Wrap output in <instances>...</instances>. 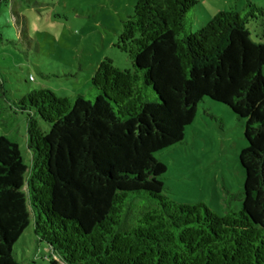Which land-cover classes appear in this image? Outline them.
<instances>
[{
	"label": "trees",
	"instance_id": "16d2710c",
	"mask_svg": "<svg viewBox=\"0 0 264 264\" xmlns=\"http://www.w3.org/2000/svg\"><path fill=\"white\" fill-rule=\"evenodd\" d=\"M196 4L137 0L114 45L131 68L98 62L92 101L34 89L14 103L30 166L1 124L0 264H22L12 247L30 220L48 264H264V33L249 30L263 10L232 7L190 33ZM204 98L243 121L241 204L222 216L173 202L154 158Z\"/></svg>",
	"mask_w": 264,
	"mask_h": 264
},
{
	"label": "rangeland",
	"instance_id": "374dc122",
	"mask_svg": "<svg viewBox=\"0 0 264 264\" xmlns=\"http://www.w3.org/2000/svg\"><path fill=\"white\" fill-rule=\"evenodd\" d=\"M6 1L0 8V129L3 124L29 167L25 119L14 103L34 89L92 101L89 80L98 62L109 59L117 68H131L114 45L137 0ZM247 3L263 10L262 18L250 23L252 37L264 33V0H197L187 14V32L194 33L220 11L242 10ZM242 132L243 121L204 98L181 143L154 154L165 168L164 194L180 205L201 203L218 216L237 212L244 179L237 160L246 146ZM12 251L22 264H48L53 258L47 245L37 240L32 220Z\"/></svg>",
	"mask_w": 264,
	"mask_h": 264
},
{
	"label": "built area",
	"instance_id": "2783aa9c",
	"mask_svg": "<svg viewBox=\"0 0 264 264\" xmlns=\"http://www.w3.org/2000/svg\"><path fill=\"white\" fill-rule=\"evenodd\" d=\"M28 80H30L31 81V78L29 77V79Z\"/></svg>",
	"mask_w": 264,
	"mask_h": 264
}]
</instances>
